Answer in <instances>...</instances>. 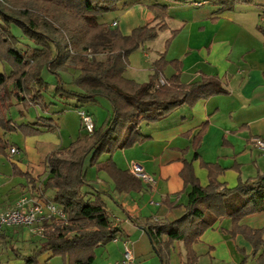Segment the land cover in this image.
I'll return each instance as SVG.
<instances>
[{
  "label": "crops",
  "instance_id": "1",
  "mask_svg": "<svg viewBox=\"0 0 264 264\" xmlns=\"http://www.w3.org/2000/svg\"><path fill=\"white\" fill-rule=\"evenodd\" d=\"M155 6L167 7L168 30L131 55L125 77L138 84L147 83L154 74L155 63L165 54V82L174 76H179L184 85L197 83L203 76L216 78L228 94L199 101L193 107H181L158 123L142 124L147 141L99 160V164H105L112 159L118 170L128 174L132 164H141L156 178L154 186L139 180V190L119 192L111 176L87 160L86 180L90 185L82 194L91 201L102 198L112 226L118 230L113 242L96 250L95 264L121 262L124 243L132 250L134 264H163L147 229L150 225L174 224L185 216L191 191L183 178L187 165L203 188L210 184V170L228 189L237 188L240 181L264 175V153L252 142L254 138L264 140V36L259 30L264 28V0H255L252 6H237L229 12L221 11L209 0H122L112 13L110 26L118 22L114 28L125 37L139 27L157 26L161 23L157 12L162 13H154ZM99 22L106 23L105 18ZM8 70L0 64V73L8 76ZM79 74L76 68L63 74L68 89H75L71 83ZM44 79L49 85L44 93L45 108L14 101L9 121L15 134L7 136L0 125V143L8 144L0 155V214L26 196L43 204L53 203L56 192L44 191L50 179L49 156L69 149L85 136L81 111L93 117L96 131L112 114V106L104 98L88 103L55 99L56 79ZM40 118L50 120L57 131L39 125ZM12 148H17L18 153L12 155ZM239 227L254 232L264 230V213L245 217ZM163 241L168 243V237ZM46 242L43 235L28 227H4L0 264H68L65 253L51 250L27 263ZM192 249L195 264H261V259L264 262V247L255 253L244 235L234 233L229 218L218 220ZM165 252L167 264H189L185 243L174 242Z\"/></svg>",
  "mask_w": 264,
  "mask_h": 264
},
{
  "label": "trees",
  "instance_id": "2",
  "mask_svg": "<svg viewBox=\"0 0 264 264\" xmlns=\"http://www.w3.org/2000/svg\"><path fill=\"white\" fill-rule=\"evenodd\" d=\"M122 0H0V64L10 63V77L0 73V125L12 132L9 111L14 101L27 102L33 107L45 108L44 93L49 85L43 74L47 69L58 85L55 99L76 100L79 103L106 99L112 114L104 126L91 136L78 139L69 149L52 153L48 160L50 179L44 191H55L54 204L66 214L68 225L45 223L43 236L47 242L41 251L27 259L32 263L46 250L63 252L68 264H95L96 250L113 242L118 230L112 226L111 216L102 198L87 200L82 194L89 187L86 180V163L99 171H106L114 180L119 192L139 190L140 181L117 169L112 159L99 164L104 155L111 157L142 144L148 138L142 134V124L158 123L175 110L195 106L199 101L228 94L220 80L202 77L201 81L184 85L179 76L158 86L168 65L165 54L154 65V74L145 84H138L125 77L130 57L141 47L154 42L168 30L167 7L155 6L161 23L144 26L125 37L119 29L102 24L99 19L114 13ZM223 12L234 11L237 6L255 5V0H209ZM19 25L24 34L42 50L20 53L16 39L10 32L12 25ZM264 36V28H259ZM175 34V33H174ZM171 42V41H170ZM167 44V48L170 46ZM99 57H104L99 59ZM70 68L79 69V76L68 89L63 78ZM38 124L52 132L57 126L40 118ZM84 131V130H83ZM8 144L0 143V155ZM211 171L210 184L201 187L190 165L183 172L187 186L191 187L185 216L179 222L150 225L147 229L154 250L167 264L165 250L174 242L185 243L189 264L196 263L192 246L218 220L229 218L234 233H240L253 245L257 253L264 247V230L254 232L239 223L247 216L264 213V175L242 182L235 189H228L217 181ZM168 237L169 242L163 241ZM1 239V238H0ZM261 264H264L261 259Z\"/></svg>",
  "mask_w": 264,
  "mask_h": 264
},
{
  "label": "built area",
  "instance_id": "3",
  "mask_svg": "<svg viewBox=\"0 0 264 264\" xmlns=\"http://www.w3.org/2000/svg\"><path fill=\"white\" fill-rule=\"evenodd\" d=\"M118 22L113 23V27H117ZM167 82L163 79L158 81V86H165ZM84 132L91 136L96 131L95 121L93 117L85 112L80 113ZM253 145L264 153V140L254 138ZM18 153L17 148L11 149V154ZM128 172L131 176L137 178L149 186H154L157 180L149 174L141 164H132ZM45 223L68 225V219L63 210L52 202L40 203L30 197H22L18 203L11 209L0 214V238L4 227H28L35 234L43 235L46 231ZM117 264H134V256L128 243H124L123 259Z\"/></svg>",
  "mask_w": 264,
  "mask_h": 264
},
{
  "label": "rangeland",
  "instance_id": "4",
  "mask_svg": "<svg viewBox=\"0 0 264 264\" xmlns=\"http://www.w3.org/2000/svg\"><path fill=\"white\" fill-rule=\"evenodd\" d=\"M102 18H105L106 24H109L110 25V23L112 22L113 15H112V13H110V14L104 15ZM0 25H3V22H2L1 19H0ZM10 32L14 36V38L17 40L16 41V44H15V48H16V50L18 52H20V53H27V52L31 53V52H33L35 50H42L41 47L36 46L24 34L23 29L21 28V26L16 25V24L12 25L11 28H10ZM103 58L104 57H99V59H103ZM1 64H3V65L5 64L6 67L9 68V70H8L9 71L8 77H10L12 75V72H13L12 65L10 63H6V62H1ZM72 74H74V73H72ZM43 77H46L47 79H51L52 78L53 82H55V77L47 69L44 71ZM37 107L38 106H36L35 108H37ZM38 108H40V107H38ZM12 109H13V107L10 109L9 113L12 111ZM40 109L42 110V108H40ZM9 116H10V114H9ZM12 133L15 134V132L12 131V132H8V135L7 136L12 135ZM25 253H28L27 250L25 251Z\"/></svg>",
  "mask_w": 264,
  "mask_h": 264
}]
</instances>
